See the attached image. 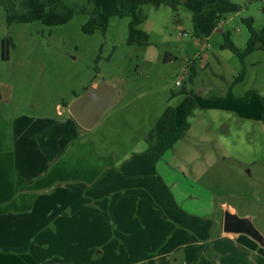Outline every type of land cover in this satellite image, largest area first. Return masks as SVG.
Listing matches in <instances>:
<instances>
[{
	"label": "rangeland",
	"instance_id": "374dc122",
	"mask_svg": "<svg viewBox=\"0 0 264 264\" xmlns=\"http://www.w3.org/2000/svg\"><path fill=\"white\" fill-rule=\"evenodd\" d=\"M57 2L0 0L4 116L55 115L57 104L66 108V102L94 81H107L118 88L120 100L94 128L82 131L101 152L127 158L143 146L167 106L177 109L181 122L183 103L188 94H195L190 127L163 153L158 170L173 172L168 180L173 188L179 183L192 192L191 203L196 198L212 202L219 218L234 206L264 235V49L242 61L221 47L229 36L240 49L246 48L247 19H253L258 31L264 27V0H230V5L224 0H179L177 8L143 3L145 18L138 27L149 35L146 44L128 41L134 0H64L77 13L56 25L41 19L9 20L10 14H43ZM96 8L110 14L108 28L85 32ZM243 71V79L236 81ZM250 90L260 97H227L231 91L242 98ZM180 170L183 173L177 174ZM112 216L109 213V220ZM136 230L139 237L141 229ZM76 244L78 253H84L91 244L97 251L108 243ZM133 244L142 252L144 243ZM40 245L31 241L23 251L42 264L69 262L70 244L49 242L44 251ZM144 251L148 254L147 248ZM78 259L89 264L85 254Z\"/></svg>",
	"mask_w": 264,
	"mask_h": 264
},
{
	"label": "crops",
	"instance_id": "0c3cea01",
	"mask_svg": "<svg viewBox=\"0 0 264 264\" xmlns=\"http://www.w3.org/2000/svg\"><path fill=\"white\" fill-rule=\"evenodd\" d=\"M71 101L55 115L8 118L0 109V264H42L23 251L31 241L43 251L70 244L61 264H84V254L89 264H264V244L225 231L212 202L191 203L192 192L173 188L174 173L158 170L164 154L149 150L148 139L115 159L84 136ZM79 241L108 244L78 253Z\"/></svg>",
	"mask_w": 264,
	"mask_h": 264
},
{
	"label": "trees",
	"instance_id": "16d2710c",
	"mask_svg": "<svg viewBox=\"0 0 264 264\" xmlns=\"http://www.w3.org/2000/svg\"><path fill=\"white\" fill-rule=\"evenodd\" d=\"M146 2H152L157 5L166 3L177 8L179 0H134V5L132 9V19L130 21V34L129 43H142L146 44L149 42V35L146 31L139 28L138 26L143 22L145 16L143 15L141 4ZM224 5H230V0H224ZM77 10L73 7L68 6L64 0H58V2L53 5L48 11L43 14H10V21H21L28 22L36 19H41L44 23L48 25H56L68 22L74 17ZM110 14L103 12L101 9L96 8L92 11L91 19L84 25L85 32L94 33L98 28H101L104 32L108 28ZM247 23L250 29V37L245 49H240L228 36L226 41L221 45L222 48L231 49L239 58L244 61V59L257 49H264V27L258 31L253 25V19H247ZM195 75V70L191 76ZM245 75V71L240 73L237 80H242ZM258 96L259 93L256 90H250L248 93L240 98L236 97L229 91L227 97H232L236 99H242L248 101L251 97ZM197 101L195 94H188L183 103V116L181 122H177L176 114L177 110L175 107L169 105L164 110L161 117L158 119L155 127L151 130L147 136L149 142V150L158 152L160 154L165 153L167 150L171 149L176 142L182 138L185 131L190 127L189 117L194 112L196 108ZM264 107V104H262ZM264 120L263 118H261Z\"/></svg>",
	"mask_w": 264,
	"mask_h": 264
},
{
	"label": "water",
	"instance_id": "95a60500",
	"mask_svg": "<svg viewBox=\"0 0 264 264\" xmlns=\"http://www.w3.org/2000/svg\"><path fill=\"white\" fill-rule=\"evenodd\" d=\"M0 91V100L2 99ZM120 100L118 88L107 81L92 83L86 91L77 96L68 106L77 122L88 129L94 128ZM224 229L227 232L246 233L264 244L263 234L256 228L250 216H239L230 209L224 211Z\"/></svg>",
	"mask_w": 264,
	"mask_h": 264
},
{
	"label": "built area",
	"instance_id": "2783aa9c",
	"mask_svg": "<svg viewBox=\"0 0 264 264\" xmlns=\"http://www.w3.org/2000/svg\"><path fill=\"white\" fill-rule=\"evenodd\" d=\"M177 84H181V81H177Z\"/></svg>",
	"mask_w": 264,
	"mask_h": 264
}]
</instances>
